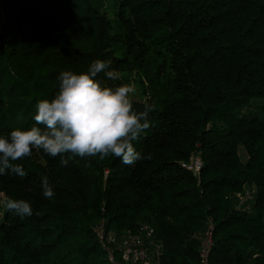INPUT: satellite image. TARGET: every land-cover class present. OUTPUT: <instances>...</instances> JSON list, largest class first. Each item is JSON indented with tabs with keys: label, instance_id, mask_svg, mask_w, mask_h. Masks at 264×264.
I'll use <instances>...</instances> for the list:
<instances>
[{
	"label": "trees",
	"instance_id": "16d2710c",
	"mask_svg": "<svg viewBox=\"0 0 264 264\" xmlns=\"http://www.w3.org/2000/svg\"><path fill=\"white\" fill-rule=\"evenodd\" d=\"M96 59L120 73L98 74L107 86L135 88V109L155 106L133 141L142 159L68 153L64 167L33 149L16 161L27 175H0V194L33 215L1 210L0 264H109L101 222L152 228L159 264H198L212 222L210 264H264V0H0V136L34 123L60 72ZM195 158L198 174L183 166Z\"/></svg>",
	"mask_w": 264,
	"mask_h": 264
},
{
	"label": "clouds",
	"instance_id": "9594fccd",
	"mask_svg": "<svg viewBox=\"0 0 264 264\" xmlns=\"http://www.w3.org/2000/svg\"><path fill=\"white\" fill-rule=\"evenodd\" d=\"M111 62L96 59L86 72L66 70L59 73L58 91L53 98L38 100L34 123L27 128H15L8 136H0V175L14 172L27 175L15 162L32 155L33 149L43 150L66 167L72 156H115L125 165L142 159L133 141L150 128L154 104L145 103L142 110L133 107L130 84L107 86L98 74L108 80L120 79V73L110 69ZM70 158V157H69ZM43 196L54 197L47 176L42 178ZM4 207L20 217L33 215L31 204L24 199L8 198ZM38 214V213H37Z\"/></svg>",
	"mask_w": 264,
	"mask_h": 264
},
{
	"label": "built area",
	"instance_id": "2783aa9c",
	"mask_svg": "<svg viewBox=\"0 0 264 264\" xmlns=\"http://www.w3.org/2000/svg\"><path fill=\"white\" fill-rule=\"evenodd\" d=\"M183 166L190 172L198 174L202 163L199 158L191 159ZM239 206L251 199L250 193L238 195ZM214 225L208 222L199 237V263L210 264V255L214 246ZM97 240L106 253L109 264H159L161 244L154 238V231L142 225L135 234L117 235L108 231L103 222L95 227Z\"/></svg>",
	"mask_w": 264,
	"mask_h": 264
},
{
	"label": "rangeland",
	"instance_id": "374dc122",
	"mask_svg": "<svg viewBox=\"0 0 264 264\" xmlns=\"http://www.w3.org/2000/svg\"><path fill=\"white\" fill-rule=\"evenodd\" d=\"M132 96L135 100H138V101L140 100V97L137 96V93L135 95H132ZM240 157L242 160L245 159L244 153L240 152ZM3 202H4V197L2 194H0V206H1L0 207V216H1V210H3L5 208L4 206H2Z\"/></svg>",
	"mask_w": 264,
	"mask_h": 264
}]
</instances>
